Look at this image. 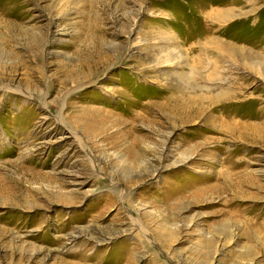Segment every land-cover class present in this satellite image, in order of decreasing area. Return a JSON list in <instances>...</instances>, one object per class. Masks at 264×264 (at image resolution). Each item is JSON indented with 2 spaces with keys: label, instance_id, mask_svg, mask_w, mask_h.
Listing matches in <instances>:
<instances>
[{
  "label": "rangeland",
  "instance_id": "1",
  "mask_svg": "<svg viewBox=\"0 0 264 264\" xmlns=\"http://www.w3.org/2000/svg\"><path fill=\"white\" fill-rule=\"evenodd\" d=\"M0 264H264V0H0Z\"/></svg>",
  "mask_w": 264,
  "mask_h": 264
},
{
  "label": "bare ground",
  "instance_id": "2",
  "mask_svg": "<svg viewBox=\"0 0 264 264\" xmlns=\"http://www.w3.org/2000/svg\"><path fill=\"white\" fill-rule=\"evenodd\" d=\"M220 17H222L221 15H220ZM228 53H231V52H228ZM218 56V55H217ZM201 61V60H200ZM200 61L199 62H197V63H199V64H201L200 63ZM204 64V63H203ZM203 68V67H202ZM210 68V67H209ZM211 74V73H210ZM213 74V73H212ZM228 91H226V90H224V89H221V91L219 92L220 94H218V95H215L214 97L216 98V97H223V96H227V95H225L226 93H227Z\"/></svg>",
  "mask_w": 264,
  "mask_h": 264
}]
</instances>
